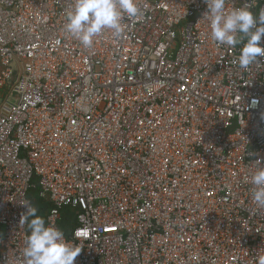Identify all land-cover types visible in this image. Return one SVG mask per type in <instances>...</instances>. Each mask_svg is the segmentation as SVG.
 I'll list each match as a JSON object with an SVG mask.
<instances>
[{
    "label": "built area",
    "instance_id": "built-area-1",
    "mask_svg": "<svg viewBox=\"0 0 264 264\" xmlns=\"http://www.w3.org/2000/svg\"><path fill=\"white\" fill-rule=\"evenodd\" d=\"M72 3L0 0V264H19L33 189L48 224L79 210L75 264H255L264 58L240 69L204 0H137L120 37L85 49L64 30ZM243 3L264 10L227 7Z\"/></svg>",
    "mask_w": 264,
    "mask_h": 264
},
{
    "label": "clouds",
    "instance_id": "clouds-1",
    "mask_svg": "<svg viewBox=\"0 0 264 264\" xmlns=\"http://www.w3.org/2000/svg\"><path fill=\"white\" fill-rule=\"evenodd\" d=\"M228 0H204L207 10L203 18L208 23L210 39L226 49L237 52L236 63L242 70L264 58V10L254 15L248 3L227 7ZM137 0H73L65 13L64 30L85 49L92 48L95 38L105 30L114 37L124 31V17L138 19L142 16ZM251 196L255 204L264 209V166L250 176ZM26 211L20 215L19 224L25 226L19 264H75L82 248L68 241L64 231L46 223L36 207L27 201L21 203ZM255 264H264V254L258 255Z\"/></svg>",
    "mask_w": 264,
    "mask_h": 264
},
{
    "label": "trees",
    "instance_id": "trees-1",
    "mask_svg": "<svg viewBox=\"0 0 264 264\" xmlns=\"http://www.w3.org/2000/svg\"><path fill=\"white\" fill-rule=\"evenodd\" d=\"M33 206L37 208L38 214L45 218L47 223L48 214L53 209V204L47 199L40 196L38 189H33L29 193ZM79 210L73 208L71 205H66L62 211V220L60 228L64 231L66 237H70L73 229L77 226Z\"/></svg>",
    "mask_w": 264,
    "mask_h": 264
}]
</instances>
